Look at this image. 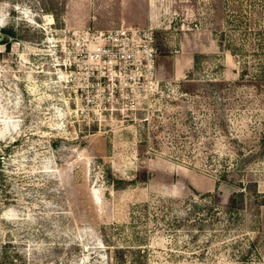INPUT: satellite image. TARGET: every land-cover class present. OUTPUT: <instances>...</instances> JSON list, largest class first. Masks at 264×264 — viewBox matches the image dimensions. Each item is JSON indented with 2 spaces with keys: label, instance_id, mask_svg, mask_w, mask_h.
<instances>
[{
  "label": "rangeland",
  "instance_id": "obj_1",
  "mask_svg": "<svg viewBox=\"0 0 264 264\" xmlns=\"http://www.w3.org/2000/svg\"><path fill=\"white\" fill-rule=\"evenodd\" d=\"M94 7L0 0V264H264V0L165 3L128 100L64 77Z\"/></svg>",
  "mask_w": 264,
  "mask_h": 264
},
{
  "label": "built area",
  "instance_id": "obj_2",
  "mask_svg": "<svg viewBox=\"0 0 264 264\" xmlns=\"http://www.w3.org/2000/svg\"><path fill=\"white\" fill-rule=\"evenodd\" d=\"M154 41L151 27L74 31L64 39L71 50L63 44L60 66L67 69L66 82L74 84L80 95L95 91L99 99H136L140 91L155 87Z\"/></svg>",
  "mask_w": 264,
  "mask_h": 264
},
{
  "label": "crops",
  "instance_id": "obj_3",
  "mask_svg": "<svg viewBox=\"0 0 264 264\" xmlns=\"http://www.w3.org/2000/svg\"><path fill=\"white\" fill-rule=\"evenodd\" d=\"M180 1H183V0H180ZM168 2H170V0H89V3L92 6V8H95L94 4H96L98 9L109 10V9H111V4H113V3H117V5H119V8H120L119 9V16H118L116 21L108 23L107 28L95 29V31L114 30V29H117L121 26L142 29L147 24L151 23V21L153 23H156L158 21V19H163V18L167 17V15L169 14V9H167V8L165 9L164 4L166 3V5H168ZM125 3L130 4V9L132 11H134L133 10L134 6L136 8V6H139V4L144 5L143 8H145V10H146V19H145L144 25H142L141 27H138L133 22L127 21L128 18L122 16L121 10L123 11V9L125 7L124 6ZM134 3H135V5H134ZM145 4H146V7H145Z\"/></svg>",
  "mask_w": 264,
  "mask_h": 264
},
{
  "label": "trees",
  "instance_id": "obj_4",
  "mask_svg": "<svg viewBox=\"0 0 264 264\" xmlns=\"http://www.w3.org/2000/svg\"><path fill=\"white\" fill-rule=\"evenodd\" d=\"M2 34L7 38H9L10 36H11V33H10V31L8 30V29H4V30H2ZM0 45H8L7 44V41H2V42H0ZM154 48H155V51L157 52L158 51V46L155 44V41H154ZM155 56H156V54H155Z\"/></svg>",
  "mask_w": 264,
  "mask_h": 264
},
{
  "label": "water",
  "instance_id": "obj_5",
  "mask_svg": "<svg viewBox=\"0 0 264 264\" xmlns=\"http://www.w3.org/2000/svg\"><path fill=\"white\" fill-rule=\"evenodd\" d=\"M4 40H5V38L2 35H0V42H2Z\"/></svg>",
  "mask_w": 264,
  "mask_h": 264
},
{
  "label": "flooded vegetation",
  "instance_id": "obj_6",
  "mask_svg": "<svg viewBox=\"0 0 264 264\" xmlns=\"http://www.w3.org/2000/svg\"><path fill=\"white\" fill-rule=\"evenodd\" d=\"M238 193H239V192H237V194H238ZM235 194H236V193H235ZM235 194H233V197L235 196ZM230 201H232V199H231ZM230 201H229V202H230Z\"/></svg>",
  "mask_w": 264,
  "mask_h": 264
}]
</instances>
